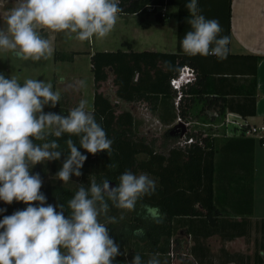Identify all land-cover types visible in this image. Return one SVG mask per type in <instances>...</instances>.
I'll return each mask as SVG.
<instances>
[{"label": "clouds", "instance_id": "clouds-1", "mask_svg": "<svg viewBox=\"0 0 264 264\" xmlns=\"http://www.w3.org/2000/svg\"><path fill=\"white\" fill-rule=\"evenodd\" d=\"M186 8L193 15L187 20L191 30L181 41L183 51L226 59L230 38H218L219 21L196 15L197 0H190ZM121 11L117 0H19L6 18V28H0V49L23 60L47 59L52 46L38 29L75 34L81 42L104 38L114 29ZM78 84L83 87L84 81ZM59 100L60 93L53 91L51 83L29 78L21 85L0 73V201L27 205L0 219V264H113L121 254L120 246L99 217L107 216L109 201L118 209L134 210L140 197L155 192L156 182L147 174L125 171L115 187L109 180L93 181L87 189L81 185L68 201L67 215L63 204H47L40 191L43 181L31 169L44 161L59 160L63 152L55 139L42 144L34 141L68 134L69 154L56 173L63 182L81 176L87 160L71 136L79 137V146L92 155L110 151L113 143L85 110L86 100L66 116L43 111L45 105L55 107ZM147 211L155 218L153 210ZM108 222L115 223L116 218L108 217ZM133 234L143 235V230ZM130 264L144 262L136 254ZM146 264H160V260L154 256Z\"/></svg>", "mask_w": 264, "mask_h": 264}, {"label": "crops", "instance_id": "crops-1", "mask_svg": "<svg viewBox=\"0 0 264 264\" xmlns=\"http://www.w3.org/2000/svg\"><path fill=\"white\" fill-rule=\"evenodd\" d=\"M189 2L166 1L161 19L156 14L118 15L131 16L134 21L129 27L130 33L121 36L117 49L109 52L173 55L176 64L182 65L181 69L193 71L195 82L181 90L179 99L178 92L170 90L158 95L157 100L140 102L144 107L141 114L147 113L151 123L165 131L180 119L190 124L187 125L189 132L213 144V196L218 222L210 225L196 220L190 225L201 240L211 233L205 240L218 247L224 242L227 252L250 256L254 248L261 247L260 223L264 220V147L261 143L264 140L232 135L221 125L225 118H231L263 127L264 0H197L196 15L217 19L222 29L218 38H230L226 59L214 55L191 56L183 51L181 41L191 30L187 20L193 15L186 8ZM18 3L19 0H0V9L7 4L12 9ZM10 6L3 11L5 17ZM120 28L125 33L123 23ZM179 231L190 237L186 227ZM261 252L264 258V250Z\"/></svg>", "mask_w": 264, "mask_h": 264}, {"label": "trees", "instance_id": "trees-1", "mask_svg": "<svg viewBox=\"0 0 264 264\" xmlns=\"http://www.w3.org/2000/svg\"><path fill=\"white\" fill-rule=\"evenodd\" d=\"M166 1L168 3V0ZM166 1L119 0L118 6L122 11L118 15H134L137 12L143 14V8L146 5L163 6ZM155 17L161 19L160 14H156ZM78 54L80 53L74 52L70 54V57L62 55L63 61L72 62L74 56ZM55 59L56 54H54ZM166 61L169 64H165ZM181 67L182 65L176 64V57L173 55L148 52L133 53L131 51L128 53L121 51L96 52L91 55L90 71L94 83L91 114L113 143L110 151H101L92 155L79 146V137L71 136L70 138L76 143L78 150L87 156V160L81 168L82 175L79 177L73 175L71 179L75 180L71 183L60 181L56 177L65 157L69 154L65 143L69 138L68 134H64L61 138L48 135L45 141H34L37 144H42L55 139L60 145L59 150L63 152L59 160L44 161L36 164L32 169L30 166V169L32 174L38 173L43 181L40 191L46 196V203L54 206L63 204L65 215L70 212L68 201L81 185L87 189L93 181L99 184L103 180H109L115 182L117 186L119 177L125 171H131L136 175L147 174L156 180L155 192L140 197L134 210L118 209L109 201L107 216L103 214L100 216V221L106 223L110 236L120 246L121 254L115 258L113 264H130L136 254L143 257V254H139L138 246H136L138 250L131 251V246L135 243L132 241L137 240L134 238L136 235L133 234L136 229L143 230L141 236L150 248L148 251L154 254L155 252L165 253L171 239L185 227L193 242L188 252L195 264H215L208 255L210 254L209 248L204 243L205 239L212 234H205L204 240H201L200 234L195 235L190 225L196 220L208 222L210 225L218 222L216 218L218 211L214 205L213 196L215 155L213 144L201 138L200 135L189 132L187 135L197 138V143L182 150L173 147L171 144L174 142V137L166 134L165 143L171 147L167 150L166 155L156 152L153 148V141L147 143L144 138L136 137V120L133 114L126 110L117 114L118 103L111 102L109 98L99 92L101 85L107 81L111 74L117 100L127 104L147 100L154 101L157 100L158 95L167 94L173 90L170 81L178 75ZM0 73L3 72L0 71ZM4 75L8 78L6 74ZM65 102V100L59 101L55 107L48 109L47 113L52 112L66 116ZM182 115L180 114L181 117H183ZM26 207L27 205L22 202L13 201L12 204H5L0 201V209H6V211L0 212V219ZM148 209L155 212V218L147 211ZM108 217H115L116 222H108ZM121 217L123 218L121 219ZM198 228L201 229V227ZM260 231L261 247L259 249H263L264 220L260 223ZM225 254L228 258L224 264H245L239 259V255ZM246 259L252 260L251 264H264V260L258 255V252L246 256ZM142 261L145 264L144 258Z\"/></svg>", "mask_w": 264, "mask_h": 264}, {"label": "rangeland", "instance_id": "rangeland-1", "mask_svg": "<svg viewBox=\"0 0 264 264\" xmlns=\"http://www.w3.org/2000/svg\"><path fill=\"white\" fill-rule=\"evenodd\" d=\"M9 6L10 5L7 4L4 9H0V19L2 20H0V28H6L7 16H4L5 13L3 11H7ZM16 6L17 5L15 4L14 7ZM133 21L134 18L131 16H118V20L114 29L106 37L99 39L94 37L90 41L83 42L77 40L75 38V34H69L66 32H52L47 29H38L43 37L47 39L50 37L51 40L49 42L52 46V54L48 56L47 59L42 58L39 61H33L31 59L23 60L17 58L10 50L0 49V71L10 78L17 79L21 85L29 78L38 79L44 81L45 83H51L53 91L60 93L59 101H66L67 114L71 109L77 107L81 100L87 101L85 110L91 113L94 95V83L93 75L90 71V54L93 55L96 52H109L116 50L118 47L117 43L121 39V36L130 33L129 27ZM121 22L123 23V29L126 30L125 33L121 32ZM74 52H78L80 54L74 56L75 58L72 62L63 61L64 59L62 55L70 57V54ZM54 54H56L55 60ZM79 81H84L83 87L79 86ZM99 92L109 98L111 102L118 103V108L116 109L117 114L125 110L133 114L136 120L135 132L137 138H144L147 143L153 141V148L156 152L165 154L167 153V150L171 146L168 143H166L164 146L165 129L157 128V126L155 127L151 123V119L146 116V112V114H141L142 109H144L142 103L139 102L140 104L136 103L135 105H132L116 99L115 87H113L111 74H109L107 81L101 85ZM137 106L139 107V110L137 109ZM51 108V105H45L43 111L47 113V110ZM47 131L50 130L46 129V132ZM173 144L174 142H172L171 145ZM140 174L143 173H139L137 175ZM150 178L154 180V178ZM74 180L75 179L73 178L69 180L68 183H71ZM134 238L137 240L132 241V243L135 241V245L133 244V246H131V251L134 252V250H138L136 247L138 246L140 250L139 254H143L142 258H144L145 264L150 258L154 256L160 260V264H194L190 260V257L184 252V250H186V248L184 249V239L178 240L177 244H175L174 240L171 239L168 250H166L165 253L155 252L152 254L149 252L150 248L147 246L146 242H144L141 235H136ZM179 242L181 243L179 244ZM204 243L205 246L209 245L208 247L210 248V254L208 255L212 260H214V263L224 264L225 260L228 258V256L225 254L228 252L224 249V242H221L219 247L214 245L210 240H205ZM182 245L183 247L181 248ZM179 251H181V253H179ZM231 254H237L239 255V259L245 262V264H251L252 260H247V255L240 253ZM231 254L229 253V255Z\"/></svg>", "mask_w": 264, "mask_h": 264}, {"label": "built area", "instance_id": "built-area-1", "mask_svg": "<svg viewBox=\"0 0 264 264\" xmlns=\"http://www.w3.org/2000/svg\"><path fill=\"white\" fill-rule=\"evenodd\" d=\"M118 2H119V0H117V3ZM163 7L164 6H159V5H146L143 8V13L144 14H160V16L163 17V12H164ZM139 14H141V13L137 12L134 15H139ZM181 70L179 71L178 75L170 81V86L172 87L173 90H175V89L172 86V83L179 77ZM189 86L190 85L184 86L183 88L185 89ZM180 97H181V92L178 93V99ZM177 121H180V119H177ZM185 124L190 125L189 123H185ZM221 126H224L225 129H227V130H230L232 135L250 137L253 139H257L259 141L264 140V128L263 127L257 128L255 126H250L247 123H245L243 120H235V119H231V118H225L224 124ZM184 138H186V137H184ZM261 145L264 147V142H262Z\"/></svg>", "mask_w": 264, "mask_h": 264}, {"label": "water", "instance_id": "water-1", "mask_svg": "<svg viewBox=\"0 0 264 264\" xmlns=\"http://www.w3.org/2000/svg\"><path fill=\"white\" fill-rule=\"evenodd\" d=\"M193 82H195V75L193 71L189 68H183L180 72L179 77L172 83V86L178 93H180L181 89L184 86L191 85ZM169 130V135L175 136L177 134L179 140H182L189 133L187 124L182 122V120L177 121L175 124H173V126H171ZM109 183L112 187L116 186V183L113 181H109Z\"/></svg>", "mask_w": 264, "mask_h": 264}, {"label": "flooded vegetation", "instance_id": "flooded-vegetation-1", "mask_svg": "<svg viewBox=\"0 0 264 264\" xmlns=\"http://www.w3.org/2000/svg\"><path fill=\"white\" fill-rule=\"evenodd\" d=\"M169 129H167L165 132H164V137L166 136V134L167 135H169ZM170 136V135H169ZM172 137H174V144H173V147H176V148H178V149H182V150H184V149H187V148H190L191 147V145H193V144H196L197 143V138H195V137H192V136H186V138H184L183 140H179L178 138V135L176 134L175 136H172ZM176 142V143H175ZM201 145V144H200ZM186 234L185 233H183V232H181V231H178L177 232V234L172 238V240H174V242H175V244H177V241L178 240H183L184 239V249L186 248V250H184V252H185V254L187 255V256H189L190 257V260L195 264V262L193 261V259L191 258V256H190V254H189V252H188V250H189V248L193 245V242H192V239L190 238V237H188V238H186ZM181 242H179V244H180ZM183 244V243H182ZM188 246H187V245ZM209 245H206V247H208ZM183 247V245L181 246V248ZM209 248V247H208ZM181 250V249H180ZM209 250H210V248H209ZM262 250H264V248L263 249H256V248H254V252H253V254L255 253V252H258V255L259 256H261L262 258H263V256H262ZM179 253H181V251H179ZM178 253V254H179ZM229 253V252H228ZM182 254H183V252H182ZM231 254V253H230ZM248 256V255H247ZM263 260H264V258H263Z\"/></svg>", "mask_w": 264, "mask_h": 264}]
</instances>
